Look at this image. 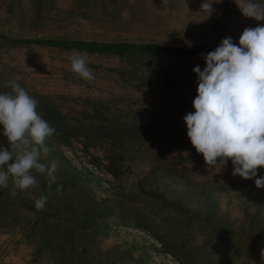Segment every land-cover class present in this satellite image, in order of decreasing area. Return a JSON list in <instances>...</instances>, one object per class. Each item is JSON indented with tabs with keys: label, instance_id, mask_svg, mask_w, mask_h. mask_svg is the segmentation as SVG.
I'll list each match as a JSON object with an SVG mask.
<instances>
[{
	"label": "rangeland",
	"instance_id": "obj_1",
	"mask_svg": "<svg viewBox=\"0 0 264 264\" xmlns=\"http://www.w3.org/2000/svg\"><path fill=\"white\" fill-rule=\"evenodd\" d=\"M204 2L0 0V93L16 80L37 101L51 103L63 125L104 127L87 150L82 136H69V144L59 133L46 139L50 151L41 162H59L54 183L34 172L38 184L14 198L11 181L0 188V264H264V188L256 187V178L233 176L231 160L221 169L189 160L191 150L168 151L163 137L134 130L187 127L183 117L195 111L189 100L198 86L186 90L184 79H196L195 66L206 67L201 54L160 55L165 70L169 63L183 77V85L169 91L146 54L122 58L25 42L215 49L227 37L239 45L245 28L264 25L243 15L242 0H214L211 15L201 9ZM73 54L88 61L94 79L71 70ZM3 131L0 143L8 147ZM111 141L115 149L106 152ZM108 157L118 158L121 172L106 168ZM41 195L48 199L37 209Z\"/></svg>",
	"mask_w": 264,
	"mask_h": 264
},
{
	"label": "clouds",
	"instance_id": "obj_2",
	"mask_svg": "<svg viewBox=\"0 0 264 264\" xmlns=\"http://www.w3.org/2000/svg\"><path fill=\"white\" fill-rule=\"evenodd\" d=\"M213 2L201 4L206 15L214 11ZM237 4L246 17L264 20V4L256 0ZM201 56L206 67L193 69L198 77L195 111L183 117L187 135L207 165L221 169L231 159L233 176L256 178V187L264 188V176L257 172L264 167V25L245 28L239 45L227 37ZM69 60L74 73L94 79L82 55L73 54ZM6 87L11 91L0 93V125L9 146L0 145V188H8L11 181L14 198L38 184L34 172L46 173L49 184L54 183L59 162H41V154L47 156L50 151L46 139L56 129L38 113L39 102L16 80L8 81ZM47 199L41 195L34 201L35 207L43 209ZM261 259L264 261V249Z\"/></svg>",
	"mask_w": 264,
	"mask_h": 264
},
{
	"label": "trees",
	"instance_id": "obj_3",
	"mask_svg": "<svg viewBox=\"0 0 264 264\" xmlns=\"http://www.w3.org/2000/svg\"><path fill=\"white\" fill-rule=\"evenodd\" d=\"M27 43H32L41 46H51V47H61L67 50H77V51H84L87 53H94L98 55H115L122 58H130L135 56L137 53L146 54L151 58V63L157 65L161 71V80L165 87L169 89V91L174 90L178 86L183 85V77L180 75L179 70L173 67L171 64L168 63V69H164L162 67L163 61L160 59V55L164 54L169 57H194L198 54H207L208 52L214 49H207V48H186V47H177V46H162V45H155V44H133V43H126V42H98V41H84V40H69V39H33L25 41ZM139 55V54H138ZM201 68V67H200ZM201 70H203L201 68ZM196 79L192 77L191 79H184L186 81V90L188 87L194 88L197 84L198 77L197 74ZM190 93V92H189ZM38 106L37 111L42 115V117L49 122V124L56 129V133H59L62 136V140L65 142L70 143L68 137H84V141L82 142L83 149L87 150L89 147H95L96 142L92 141V139L97 135L99 136L104 130V127L97 126V125H89V126H76L70 125L68 126L63 125L64 123V116L60 115V112L55 109V107L48 102L44 101V97H38ZM195 96L189 100V102H193ZM93 112L95 116L99 117V105L96 103V106H93ZM152 127V126H149ZM148 126H139L135 127L134 130L138 132V136H145V135H152V138L163 137L160 141L162 146L168 151L174 148L186 149L191 150L193 154L188 158L189 160L198 161V162H205L203 154L197 152L195 147L192 145L190 138L187 135V127L180 126V125H168L164 133H154L152 128L149 129ZM3 129V125H0V131ZM88 130V132L80 133L81 131ZM130 130V128H127ZM54 134V135H55ZM53 135V136H54ZM3 141V140H1ZM46 143V142H45ZM5 144L1 142L0 145ZM47 144V143H46ZM116 141H111L109 143V147L106 149V152L112 151L115 149ZM8 145V144H7ZM96 159V157H93ZM118 158L108 157V165L106 168L110 170L113 174H118L121 172V168L118 166ZM219 159V158H218ZM231 160V159H229ZM257 172L259 175L264 176V167L258 168ZM67 179H63L65 183ZM264 232V231H263ZM264 248V244L262 245ZM235 252V251H234ZM236 253H231L232 257H235ZM246 258V257H245ZM250 259H245L244 263L241 264H248ZM231 262V260L229 261ZM239 263V262H238ZM240 264V263H239Z\"/></svg>",
	"mask_w": 264,
	"mask_h": 264
}]
</instances>
